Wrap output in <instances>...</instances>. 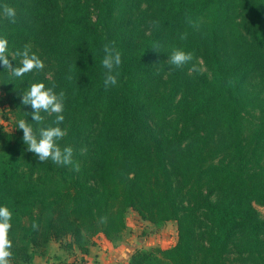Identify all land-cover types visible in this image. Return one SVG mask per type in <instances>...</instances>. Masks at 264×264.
<instances>
[{"label":"trees","instance_id":"trees-1","mask_svg":"<svg viewBox=\"0 0 264 264\" xmlns=\"http://www.w3.org/2000/svg\"><path fill=\"white\" fill-rule=\"evenodd\" d=\"M0 37L10 60L30 45L45 65L22 77L0 65V108L17 120L0 122L10 264L48 256L52 241L84 263L96 236L123 237L130 209L178 229L175 244L137 248L130 264H264V0H0ZM109 42L122 64L106 90ZM173 48L193 60L169 65ZM38 82L65 92L57 143L79 171L27 151L18 121L38 132L55 119L41 112L37 124L22 104Z\"/></svg>","mask_w":264,"mask_h":264},{"label":"clouds","instance_id":"clouds-1","mask_svg":"<svg viewBox=\"0 0 264 264\" xmlns=\"http://www.w3.org/2000/svg\"><path fill=\"white\" fill-rule=\"evenodd\" d=\"M15 8L5 4L3 5V16L11 23H16ZM158 23V22H157ZM187 34L181 36L186 39ZM104 56L102 59V67L106 69L103 77L105 89L116 86L118 83V72L115 69L122 64V55L114 46V42L105 43L103 46ZM12 59L8 55V40L0 37V65L7 69L14 77H22L26 73L33 70H43L45 65L41 58L31 51L30 45H25L23 50H17L11 54ZM16 57H21L19 65L13 67L11 61ZM193 54L186 52L182 48H173L168 56V63L175 68H182L193 60ZM193 66L190 71H195ZM71 79V77H68ZM65 92L61 90L59 94L54 91V87L46 88L43 82L32 83L30 88L22 94V104L30 105L32 108V120L37 124H42L44 116L41 112H46L49 116L55 114L52 124L47 127L39 128L38 132L34 131L31 124L24 119L18 121V129L23 131V141L27 145V151L32 152L41 162L51 160L57 165H72L75 171H79V164L74 161V149L72 146H61L57 141L62 140L67 131L59 125L62 124L65 117L64 111ZM86 152V148L81 149V154ZM12 212L7 206H0V264H10L12 255L10 249L12 242L8 238V232L11 228ZM34 228L38 225L34 224Z\"/></svg>","mask_w":264,"mask_h":264},{"label":"rangeland","instance_id":"rangeland-1","mask_svg":"<svg viewBox=\"0 0 264 264\" xmlns=\"http://www.w3.org/2000/svg\"><path fill=\"white\" fill-rule=\"evenodd\" d=\"M201 64L202 70L208 72L206 65L202 61ZM16 121L17 120H15L14 116L6 114V112L0 108V122L3 123L7 129L15 128V125L17 124ZM256 207L261 216L264 217V207L258 204H256ZM127 221L129 223L127 235L129 236L130 234L132 237L134 236L133 240L136 239L137 243L142 245V247L147 246L149 247L148 249L155 246L170 247L177 242L176 238L178 229L176 221H168L165 225L157 226L149 221L143 220L139 213L133 209L128 211ZM78 252L79 251L77 250L73 253H69L61 246L60 242L52 241L49 247L48 256L53 258L58 255L62 258L70 259L71 257L76 256Z\"/></svg>","mask_w":264,"mask_h":264},{"label":"crops","instance_id":"crops-1","mask_svg":"<svg viewBox=\"0 0 264 264\" xmlns=\"http://www.w3.org/2000/svg\"><path fill=\"white\" fill-rule=\"evenodd\" d=\"M127 233L128 231L126 230L123 237L116 242L109 240L104 234H100L95 237V244L91 246L89 254L86 255V262L79 261L82 256L80 252L69 260L73 261L74 264H130V257L135 249H148L149 247H142V245L137 243L136 239L133 240L134 236L132 237L130 234L128 236ZM177 239L178 233L176 241ZM48 260V256L38 254L33 264H48Z\"/></svg>","mask_w":264,"mask_h":264}]
</instances>
